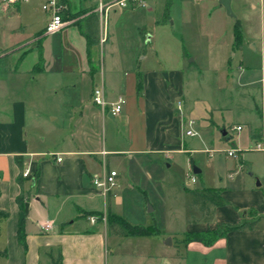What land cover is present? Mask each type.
Wrapping results in <instances>:
<instances>
[{"label":"crops","instance_id":"obj_1","mask_svg":"<svg viewBox=\"0 0 264 264\" xmlns=\"http://www.w3.org/2000/svg\"><path fill=\"white\" fill-rule=\"evenodd\" d=\"M47 1L0 0V85L24 89L13 98L3 96L0 110V210L9 212L8 218L0 217V252L7 253L0 255V264H52L50 251L62 252V264H264V219L256 229L229 232L213 245L185 241L187 233L214 230L217 223L252 219V210L264 217V0H231L243 42L236 49L241 55L239 68L230 77L238 75L241 85L255 87L249 118L232 127L236 138L228 148H223L228 132L219 137L206 123L194 128L200 147L186 140L183 125L186 119L194 120V112L186 104L183 111L174 109L179 95L169 84L181 83L182 74L175 80L155 68H143L146 42L151 39L147 41L149 30L143 20L149 15L139 10L147 6L131 1L122 11L137 19L136 51L126 58L120 45L116 51L117 45L110 43L111 29L120 23L110 19L115 6H106L116 0H102L107 8L103 13L100 0H58L66 24L51 35L45 33L51 19L43 10ZM209 1L224 8L219 0ZM163 14L161 7L155 22L160 23ZM89 32L97 43H89ZM243 57L254 64H244ZM222 59L229 67L231 59ZM6 64L13 68L6 69ZM39 64L42 68L37 69ZM100 86L108 103L105 108L92 100L94 88ZM119 98L125 104L113 114L112 103ZM226 149L239 151L238 168L219 160L209 161L208 168L210 189L230 205L213 208L208 223H189L187 205L182 203L181 228H176L175 219L167 220L170 208L164 209L163 218L150 215L159 211L155 205L147 210L143 201H150L151 194H164L162 159L171 168L175 154L212 156ZM16 156L24 158L23 170ZM190 163L195 165L194 157ZM25 169L31 177L24 178L22 187L19 177ZM109 171L117 172V185L105 195L93 180ZM196 174L207 187L202 168ZM135 188L144 199L135 195L137 204L131 205L128 197ZM22 192L24 209L17 203ZM108 212L134 226L154 225L158 232L123 235L109 228ZM88 213L96 223L88 220ZM22 223L26 246L19 241ZM47 223L51 228L42 230Z\"/></svg>","mask_w":264,"mask_h":264},{"label":"rangeland","instance_id":"obj_2","mask_svg":"<svg viewBox=\"0 0 264 264\" xmlns=\"http://www.w3.org/2000/svg\"><path fill=\"white\" fill-rule=\"evenodd\" d=\"M146 4L147 7L139 11L149 15L147 21L146 18L143 20L149 30L147 36H150L151 42H146L147 59L143 68H155L160 71L163 77L167 78L171 75L175 80L177 74L181 73V83L173 80L169 84L172 83L179 95L176 100L179 99L183 102V110L184 104H186L194 112L192 116L196 121L194 128L205 123L210 124L216 135L222 137L223 128L226 127L225 131L228 132L227 139L229 141L223 148L230 147L231 142L236 138L232 127L238 121L249 118L248 110L252 108L253 87H255L241 85V78L237 77L238 75L230 77V74L236 69L238 70L241 60L238 50L234 47L232 49L235 38L234 26L238 18L232 5V14H229L224 8H219L217 2L209 0H165L164 2L156 0L155 3L147 0ZM161 7H163L164 14L160 18L161 22L157 23L155 19L158 18ZM125 9L126 7L122 6H115L111 9L110 19L113 22L119 21L120 26L111 29L110 43L117 45L116 51L120 45L122 48L120 53L128 58L134 55L137 47V34L134 26L137 19L122 15V11ZM212 53H214V59L209 61ZM195 57L198 60H193ZM221 57L231 59L229 67L225 62L223 63ZM242 59L244 64H254L255 62L246 57ZM12 68L13 66L6 64V69L11 70ZM245 79L247 77L244 76L243 80ZM21 90L15 89L8 83L5 88L4 85L3 87L0 85V110L3 96L5 99L8 96L13 98ZM255 92L257 95L256 90ZM176 100L175 110L178 109ZM188 139H192L194 145L200 147L197 137H186V140ZM187 148L190 146L187 145ZM227 150L212 156L206 152H200L193 156L189 153L175 154L171 168H167V161L162 159L164 194H151L150 201H143L147 210L155 205L159 211V213L150 215L155 219L163 218L164 209L170 208L166 212L167 220L171 222L175 219L176 228H181L182 203H186L188 214V204L192 201L191 194L187 190L211 188L212 175L208 168L209 161L219 160L221 164L228 165L231 169L238 168L236 166L238 160L229 157ZM191 157L195 159L193 167L190 163ZM199 167L203 170V178L208 179L205 185L207 187H204L203 180L196 174V169ZM247 172L248 169L243 174H247ZM192 177L197 179L196 183L192 181ZM135 195L144 199V194L135 188L128 197L131 205L137 204Z\"/></svg>","mask_w":264,"mask_h":264},{"label":"trees","instance_id":"obj_3","mask_svg":"<svg viewBox=\"0 0 264 264\" xmlns=\"http://www.w3.org/2000/svg\"><path fill=\"white\" fill-rule=\"evenodd\" d=\"M234 48L237 49L243 42V35L241 32L240 22L237 21L234 26ZM89 43L95 44L97 43V39L94 36L93 32L88 33ZM39 66V67H38ZM42 68V65H37V69ZM142 84L139 82L138 88L141 89ZM15 161L18 166L23 170L24 168V158L22 156H16ZM40 175V169L38 168L37 172L34 175V183ZM19 184L23 187L24 185V177L21 173L19 177ZM187 190V189H186ZM189 194H191L192 201L188 204V222L189 223H197L200 221L210 222L213 219L214 211L213 208L222 207L230 205L231 203L224 198L218 191L210 188H202L200 190H187ZM17 203L21 208H25V195L24 192L21 193L17 198ZM197 214H199L197 216ZM252 219H243L241 222L236 224L231 223H217V226L214 230H208L205 232H197V233H187L185 235V241L197 240L203 242L207 245H213L218 239L225 237L229 232L233 231H243V230H254L256 229L264 217L258 215L255 211H250ZM85 216H92L91 213L86 214ZM1 218H8L9 212L0 210ZM107 222L109 228L112 230L118 229V231L126 236H149L151 234H155L158 232L156 226H134L131 225L124 218L112 213L108 212L107 214ZM26 234L24 231V224L22 223L19 228V241L22 245L26 246ZM6 251L0 252V255H6ZM48 256L51 260L52 264H62L63 255L61 251H57L54 253L53 251L48 252Z\"/></svg>","mask_w":264,"mask_h":264},{"label":"built area","instance_id":"obj_4","mask_svg":"<svg viewBox=\"0 0 264 264\" xmlns=\"http://www.w3.org/2000/svg\"><path fill=\"white\" fill-rule=\"evenodd\" d=\"M2 1L7 2L8 0H2ZM131 1L138 3L140 6H143V7L146 6V4L143 0H116V1L109 3L106 7L107 8L113 7V6L126 7V6H128V4ZM106 7L104 6L102 0H100L99 11L101 13H103L107 9ZM43 10L50 13V16H51V19H50V21L47 24V27L45 29V33L47 35L55 34L65 26L66 22L63 20V17H62V12L64 10V7L58 2V0H48L45 3V5H43ZM92 100L96 105L101 106L103 108H105L108 105V103L106 101L103 86L94 88ZM124 104H125V100L123 98H119L116 103H112L113 114L120 113L122 106ZM177 108L180 111H183V102L182 101L177 102ZM261 113H262V117L264 119V99H263V102L261 105ZM194 126H195V121L192 119H188L186 122H184L183 130H184L185 136L193 137V136L197 135V133L194 129ZM234 128L238 131L242 130V126H236ZM226 152H227L229 157L239 159V151L237 149H229ZM58 161H61V158H59ZM22 175L24 178H30L31 177L30 170L25 169L23 171ZM117 176H118V174L116 171H109L103 177L94 178L93 184L103 194L108 195L109 193H111L113 191V189L117 185ZM192 181L196 182V178L192 177ZM87 218L93 224L97 222V218L94 216H88ZM50 228H51V224H49V223L41 226V229L44 231H48Z\"/></svg>","mask_w":264,"mask_h":264},{"label":"water","instance_id":"obj_5","mask_svg":"<svg viewBox=\"0 0 264 264\" xmlns=\"http://www.w3.org/2000/svg\"><path fill=\"white\" fill-rule=\"evenodd\" d=\"M219 2L221 3V5L226 9V11L229 14H232V8H231V0H219ZM150 40V36L147 37V41ZM226 131L223 132V135H226ZM26 212L28 211V204H26ZM150 210H152V208H150Z\"/></svg>","mask_w":264,"mask_h":264}]
</instances>
